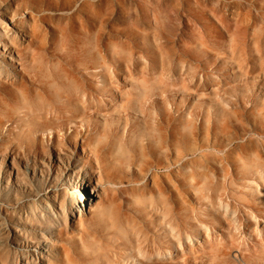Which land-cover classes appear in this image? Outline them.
<instances>
[{
    "label": "rangeland",
    "instance_id": "obj_1",
    "mask_svg": "<svg viewBox=\"0 0 264 264\" xmlns=\"http://www.w3.org/2000/svg\"><path fill=\"white\" fill-rule=\"evenodd\" d=\"M0 264H264V0H0Z\"/></svg>",
    "mask_w": 264,
    "mask_h": 264
},
{
    "label": "bare ground",
    "instance_id": "obj_2",
    "mask_svg": "<svg viewBox=\"0 0 264 264\" xmlns=\"http://www.w3.org/2000/svg\"><path fill=\"white\" fill-rule=\"evenodd\" d=\"M85 5L86 4L79 8L80 12L83 10ZM76 61L77 57H72L71 60L68 61L70 69L65 66L64 69L67 70L69 74L76 71ZM45 90L48 92L45 97V104L43 105L45 113V127L61 118H67L69 121L72 119H79L80 108L83 109L85 116L90 117L99 116V109H105V107L101 106V104L98 105V103L95 101V95L93 93L87 91L86 89L83 90L77 85L70 75L63 74L60 71L55 73L49 72V78L45 76ZM86 96L89 98V100H85ZM80 101L82 102L81 106L79 105ZM113 105L118 107L116 103ZM95 107H97V109ZM118 108L120 113L123 114L124 108L121 106ZM60 112H66L68 114L61 117ZM110 115H112V113ZM62 128L65 129L64 126H62ZM23 130L21 129L25 136H32V128H30L28 131ZM260 192V189L256 192V198L258 199H261ZM79 202H85L81 194L79 195Z\"/></svg>",
    "mask_w": 264,
    "mask_h": 264
}]
</instances>
